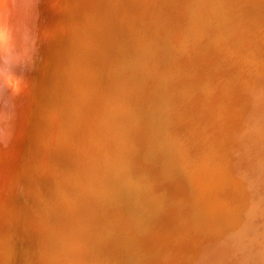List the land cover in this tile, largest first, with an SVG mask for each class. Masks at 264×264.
<instances>
[{
	"label": "bare ground",
	"instance_id": "1",
	"mask_svg": "<svg viewBox=\"0 0 264 264\" xmlns=\"http://www.w3.org/2000/svg\"><path fill=\"white\" fill-rule=\"evenodd\" d=\"M163 1L170 28L122 74L106 67L116 94L69 69L40 152L27 147L44 195L0 236L2 264H264V0ZM161 41L168 68L154 80Z\"/></svg>",
	"mask_w": 264,
	"mask_h": 264
},
{
	"label": "water",
	"instance_id": "2",
	"mask_svg": "<svg viewBox=\"0 0 264 264\" xmlns=\"http://www.w3.org/2000/svg\"><path fill=\"white\" fill-rule=\"evenodd\" d=\"M11 3L10 9H0V25L9 29L0 54V218L4 215L1 210L8 214L5 213L4 222L0 220L1 238L6 234L16 236L12 226L25 219L26 211L36 209L39 203L35 193L44 195L41 188L30 185L35 180L33 170L37 163L29 159L27 147L33 148V154L40 152L37 147L43 142L36 139L40 120L50 104L56 102L57 108L59 95L66 94L69 69L79 72V80L84 82L103 81L114 95L117 88L109 83L106 67L111 66L109 75L122 74V68L134 66L138 56L134 48L145 42L146 35L165 33L170 28L163 20L168 10L164 9L163 0H11ZM175 11L182 16L181 9ZM170 36L176 39L177 33L173 31ZM164 43L160 42L161 50L165 49ZM127 51L131 52L129 57L125 55ZM29 55L31 62L27 63ZM161 55L155 65L154 80L168 68L164 50ZM7 80L17 84V92H10L5 85ZM24 86L27 92L21 90ZM89 90L87 87L83 91L87 95L92 89ZM8 94L13 115L10 122L4 105ZM43 188L48 189L46 185ZM175 188L176 183L172 184V189ZM61 212L47 210L50 226H55V215ZM161 217L164 222L171 220L170 213ZM2 261L0 253V264Z\"/></svg>",
	"mask_w": 264,
	"mask_h": 264
},
{
	"label": "rangeland",
	"instance_id": "3",
	"mask_svg": "<svg viewBox=\"0 0 264 264\" xmlns=\"http://www.w3.org/2000/svg\"><path fill=\"white\" fill-rule=\"evenodd\" d=\"M262 213L264 214V208H262ZM259 245V246H258ZM263 245H264V242L263 243H260V241H259V243L257 244V247H262L263 248Z\"/></svg>",
	"mask_w": 264,
	"mask_h": 264
}]
</instances>
